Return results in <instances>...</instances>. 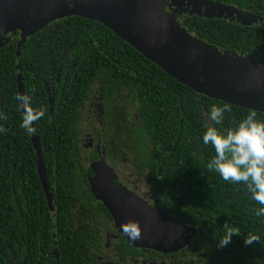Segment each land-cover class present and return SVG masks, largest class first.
Here are the masks:
<instances>
[{
    "label": "trees",
    "instance_id": "16d2710c",
    "mask_svg": "<svg viewBox=\"0 0 264 264\" xmlns=\"http://www.w3.org/2000/svg\"><path fill=\"white\" fill-rule=\"evenodd\" d=\"M195 18V24L202 27V31L197 30L198 39L219 50L264 57L263 24L247 27L226 20ZM18 39L17 33L0 48V264H87L84 253L78 250L82 245L76 242L82 241L84 245L97 237L95 231L84 225L85 219L101 213L109 215L102 204L100 210L90 204L94 199L78 180L85 176L75 151L78 112L92 86L99 83L103 90L104 124L111 120L112 125H121L128 118L126 111L134 108L138 117V126L134 127L145 147L151 144L153 149L165 148L166 159L172 162L192 159L186 149L190 138L199 152L204 126L222 132L233 128L249 113L194 93L94 21L80 17L54 21L27 38L16 57ZM65 52L68 60L76 57L77 76L69 84L62 111L50 116L43 95L49 58L58 64L57 58ZM17 75L24 97L30 100L25 110L44 113L34 123L32 135L38 138L45 177L54 199L52 212L40 187L30 135L20 127L24 114L16 99ZM212 105L227 109L219 125L208 119ZM255 113L257 119L264 120L263 113ZM167 135H172V142L166 141ZM203 147L204 153L196 155L201 161L206 160L208 149ZM144 155L150 158L145 153L141 157ZM96 158L93 153L87 159ZM169 167L177 168L172 164ZM180 169L182 172L183 167ZM86 172L87 177L91 175L89 169ZM198 187V202L206 207L208 215L218 219V230L211 226L210 230L218 237L229 229L240 233L230 243L234 264H254L256 258H264V216L255 215L260 206L249 198L246 189L217 179L212 186ZM72 203L78 205L75 207L81 227L73 222L69 208ZM247 234L257 236L259 241L245 247L243 238ZM54 248L56 255L52 254Z\"/></svg>",
    "mask_w": 264,
    "mask_h": 264
},
{
    "label": "water",
    "instance_id": "95a60500",
    "mask_svg": "<svg viewBox=\"0 0 264 264\" xmlns=\"http://www.w3.org/2000/svg\"><path fill=\"white\" fill-rule=\"evenodd\" d=\"M166 1L177 8L175 12L188 11L200 18L224 19L247 27L264 25L262 17L212 0H0V48L18 33V57L27 38L50 23L80 17L101 24L194 93L264 114V57L221 51L194 37L179 25L174 13L164 10ZM16 83L18 96L24 97L18 75ZM29 137L40 187L52 210L38 138ZM89 170L95 200L132 243L169 252L185 246L194 235L192 228L153 214L141 201L126 196L113 183L112 170L104 160L92 162Z\"/></svg>",
    "mask_w": 264,
    "mask_h": 264
},
{
    "label": "flooded vegetation",
    "instance_id": "af4514ba",
    "mask_svg": "<svg viewBox=\"0 0 264 264\" xmlns=\"http://www.w3.org/2000/svg\"><path fill=\"white\" fill-rule=\"evenodd\" d=\"M212 1L220 2L264 18V4L261 3V0ZM175 9L177 8L171 6L169 1L165 2L164 10L167 13H176L175 18L179 25L196 37L197 30L202 31V27L195 24L192 18H204L197 17L194 14L190 15L188 11L181 10L180 12H175ZM183 9H186V7ZM229 23L236 24L235 22ZM66 53H63L62 57L57 58L58 64L53 62L52 57L49 58L50 67L49 72L46 74L47 78L45 77L46 80H44L43 95L44 100L49 105L50 116L53 112L59 115L62 111V102L67 97L69 84L77 76L75 71L77 64L76 57L68 60ZM93 89L94 86L90 88L87 98H89V94ZM102 91L101 89L98 107L97 102L90 103L85 112L86 98L78 112L75 151L78 153L79 158L78 138L80 123L84 125L82 129L86 132L84 135L90 136L87 147L82 150L83 161L86 164V168L83 169L85 170V176L83 175L78 178L82 182V188L94 199L90 200V204L94 208L99 209V204L101 203L94 198L91 189L92 184L90 181L87 183L88 177L86 171L92 162L102 159L112 170L113 183L117 188L123 190L126 196H130L138 202L141 201L151 213L166 217L176 224L190 227L195 233L185 246L175 251L164 252L136 245L119 233L112 217L106 210L109 215L101 213L100 216H89L85 219L84 225L89 226L95 231V236L97 237L95 241H85L84 245L82 241L80 243L76 242V244L82 245L78 250L80 253H84L85 262L87 261V264H234L232 258L234 249L230 244L223 249H218L216 247V237L218 236L209 228L211 226L218 230L219 226L215 223L218 219L208 215L206 207L201 202H198L197 190L199 184L212 186L214 179L222 183L224 182L207 167L210 161V159H207L208 156H214V152L210 146H207L206 160H198L196 159V155L204 153V144H202L199 138L201 148L197 153V144L190 138L186 149H188V156L192 159L176 160L174 162L167 160V150L165 148L155 147L153 149L151 144H147L145 147L144 139L139 138L138 129L135 130L134 127L136 124L138 126V117L134 108L126 111L128 118L125 122L119 121L121 125H112L111 120L107 124H104ZM50 101L52 102V106H50ZM83 121L84 123L82 124ZM204 124H208L207 121H204ZM203 128L204 131L207 129L206 126ZM166 141L172 142V135H167ZM101 143L103 144V152L98 147V144ZM142 144L145 148L143 151L141 150ZM93 153L97 155V158L88 161V156ZM143 153L147 154L150 158H146V155L141 157ZM83 161L80 159L77 163L81 166ZM169 164L177 168L171 169ZM180 167H183L182 172L179 171L181 170ZM81 168L77 164V170L81 171ZM52 204L53 208L52 210L50 209L51 212L54 210L53 198ZM75 206L78 205L72 203L69 205V208L72 210L73 222L81 227L82 221L77 218V207ZM54 250L56 249H52V254L55 252ZM55 255H52V257Z\"/></svg>",
    "mask_w": 264,
    "mask_h": 264
},
{
    "label": "clouds",
    "instance_id": "9594fccd",
    "mask_svg": "<svg viewBox=\"0 0 264 264\" xmlns=\"http://www.w3.org/2000/svg\"><path fill=\"white\" fill-rule=\"evenodd\" d=\"M16 99L26 108L30 103L28 97ZM226 111L224 107L212 105L208 119L219 125ZM43 115L42 111L26 110L20 127L31 135L35 131L34 123ZM200 139L214 152L207 167L224 182L242 185L249 198L260 206L255 215L264 216V120L257 119L255 111H249L233 128L218 132L216 128L208 127ZM239 235L238 230L229 229L223 237H216V247H227L232 237ZM256 241H259L257 236L247 234L243 245L247 247ZM254 264H264V258H256Z\"/></svg>",
    "mask_w": 264,
    "mask_h": 264
},
{
    "label": "rangeland",
    "instance_id": "374dc122",
    "mask_svg": "<svg viewBox=\"0 0 264 264\" xmlns=\"http://www.w3.org/2000/svg\"><path fill=\"white\" fill-rule=\"evenodd\" d=\"M176 13H174L175 15ZM254 25H257V24H252L250 26H254ZM259 25V24H258ZM99 83H97V85L94 87L93 91L90 92L89 94V98H87V103L85 105V112L87 111V108L88 106L90 105V103H96L97 102V107L99 106L100 104V101H99V97H100V93H101V87L98 86ZM94 100H97V101H94ZM98 109V108H97ZM22 113L24 114L25 113V107L23 109H21ZM84 123V121L82 122V124ZM84 128V125H81L80 123V129H79V138H78V147H79V152H80V159L83 161V155H82V150L84 148L87 147V143H89L90 141V136L88 135H84L86 134V132H84L82 129ZM103 144H98V147L100 148V151L103 152L104 149L102 148ZM86 152V151H85ZM81 167L82 169H85L86 168V164L84 163L83 161V164H81ZM118 172H119V169H118ZM89 178H88V181L87 183H89Z\"/></svg>",
    "mask_w": 264,
    "mask_h": 264
}]
</instances>
